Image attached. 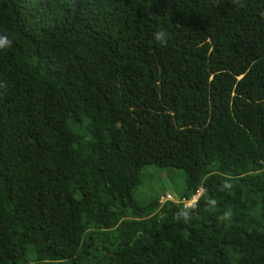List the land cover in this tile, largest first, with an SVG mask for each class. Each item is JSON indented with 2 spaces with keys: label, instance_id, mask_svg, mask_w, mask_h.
<instances>
[{
  "label": "trees",
  "instance_id": "1",
  "mask_svg": "<svg viewBox=\"0 0 264 264\" xmlns=\"http://www.w3.org/2000/svg\"><path fill=\"white\" fill-rule=\"evenodd\" d=\"M0 36V264H264V0H0Z\"/></svg>",
  "mask_w": 264,
  "mask_h": 264
},
{
  "label": "rangeland",
  "instance_id": "2",
  "mask_svg": "<svg viewBox=\"0 0 264 264\" xmlns=\"http://www.w3.org/2000/svg\"><path fill=\"white\" fill-rule=\"evenodd\" d=\"M141 176L142 183L134 191L139 201H146L155 196H159L161 201L174 199L173 195L180 194L184 186V173L175 168L150 165L142 169Z\"/></svg>",
  "mask_w": 264,
  "mask_h": 264
},
{
  "label": "clouds",
  "instance_id": "3",
  "mask_svg": "<svg viewBox=\"0 0 264 264\" xmlns=\"http://www.w3.org/2000/svg\"><path fill=\"white\" fill-rule=\"evenodd\" d=\"M166 33L163 31L157 32L155 34V39L160 41L161 43L164 42ZM10 46V42L6 37L0 36V49H4ZM226 216H230V213H226Z\"/></svg>",
  "mask_w": 264,
  "mask_h": 264
},
{
  "label": "built area",
  "instance_id": "4",
  "mask_svg": "<svg viewBox=\"0 0 264 264\" xmlns=\"http://www.w3.org/2000/svg\"><path fill=\"white\" fill-rule=\"evenodd\" d=\"M198 195H199V193H197L196 195H194L193 198H192V200L195 201L196 198L198 197ZM192 200H190L191 202L189 201L187 204H191L192 202H194V201H192Z\"/></svg>",
  "mask_w": 264,
  "mask_h": 264
}]
</instances>
